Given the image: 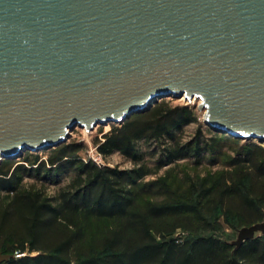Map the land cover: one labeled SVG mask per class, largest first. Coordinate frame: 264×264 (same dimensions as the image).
<instances>
[{
    "label": "water",
    "instance_id": "water-1",
    "mask_svg": "<svg viewBox=\"0 0 264 264\" xmlns=\"http://www.w3.org/2000/svg\"><path fill=\"white\" fill-rule=\"evenodd\" d=\"M167 97L264 142V0H0V163ZM261 235L264 218L230 245Z\"/></svg>",
    "mask_w": 264,
    "mask_h": 264
},
{
    "label": "trees",
    "instance_id": "trees-1",
    "mask_svg": "<svg viewBox=\"0 0 264 264\" xmlns=\"http://www.w3.org/2000/svg\"><path fill=\"white\" fill-rule=\"evenodd\" d=\"M192 123L191 109L161 100L113 125L97 150L139 165L138 143L154 142L165 162L174 163L235 140L218 133L206 139L200 126L193 140L181 142L175 133ZM78 150L69 144L49 150L50 168L29 153L24 164L1 162L0 253L13 256L2 264H264V235L237 249L217 237L220 219L233 229L263 220V145H243L228 169L193 186L190 198L162 184L164 200L157 203L140 202L138 181L148 175L143 166L100 167L77 159ZM67 170L75 176L54 199L22 184L25 174Z\"/></svg>",
    "mask_w": 264,
    "mask_h": 264
},
{
    "label": "rangeland",
    "instance_id": "rangeland-1",
    "mask_svg": "<svg viewBox=\"0 0 264 264\" xmlns=\"http://www.w3.org/2000/svg\"><path fill=\"white\" fill-rule=\"evenodd\" d=\"M172 107H187L191 109L197 118V123L184 126L180 131L175 133L177 139L181 142H189L194 139L198 128L201 126L203 137L210 139L215 133L208 127L203 120V113L197 109L198 102H186L183 98L167 97L162 99ZM114 124L97 126L92 132H86L84 129L75 127L69 134V138L64 144L78 146L79 150L74 154L77 159L84 162H93L100 167L117 168L120 170L131 171L138 168L140 165L148 170V175L144 179L138 181L140 190V202L157 203L164 200V189L162 184L166 183L168 190L176 192L177 195H186V198L191 197V188L198 185L202 180L213 177L216 174L227 170L229 161L236 157L242 150V146L247 143H255L263 145L264 142L259 140L235 139L225 143L219 148L208 150L200 156H189L178 160L174 163H166V158L163 157L161 146L154 142H139L138 149L141 155V163L139 165L119 154L111 152L108 155H102L98 152V142L103 140V135L108 133ZM119 126V125H116ZM226 135V134H225ZM51 150V149H49ZM49 150L40 151L37 153L24 152L19 158L13 159L16 164H24L23 158L26 153L32 156L38 155L40 161L46 162V168H50ZM1 164V163H0ZM54 168V167H53ZM75 176V171L67 170L66 172L58 173L50 172L49 175L41 174L39 177L32 175H23L22 184L26 188H35L42 190L49 198H56L58 193L64 189ZM222 222V230L217 237L223 242H232L237 237L239 229H233ZM178 236V235H177Z\"/></svg>",
    "mask_w": 264,
    "mask_h": 264
},
{
    "label": "built area",
    "instance_id": "built-area-1",
    "mask_svg": "<svg viewBox=\"0 0 264 264\" xmlns=\"http://www.w3.org/2000/svg\"><path fill=\"white\" fill-rule=\"evenodd\" d=\"M20 256H22V255H16V257H20Z\"/></svg>",
    "mask_w": 264,
    "mask_h": 264
},
{
    "label": "bare ground",
    "instance_id": "bare-ground-1",
    "mask_svg": "<svg viewBox=\"0 0 264 264\" xmlns=\"http://www.w3.org/2000/svg\"><path fill=\"white\" fill-rule=\"evenodd\" d=\"M256 141V140H255Z\"/></svg>",
    "mask_w": 264,
    "mask_h": 264
}]
</instances>
